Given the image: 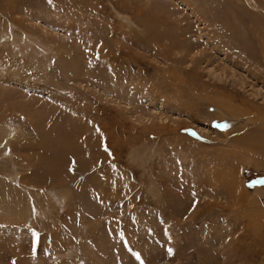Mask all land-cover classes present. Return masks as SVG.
I'll return each mask as SVG.
<instances>
[{"label": "rangeland", "instance_id": "rangeland-1", "mask_svg": "<svg viewBox=\"0 0 264 264\" xmlns=\"http://www.w3.org/2000/svg\"><path fill=\"white\" fill-rule=\"evenodd\" d=\"M261 126L264 0H0V264H264Z\"/></svg>", "mask_w": 264, "mask_h": 264}, {"label": "snow or ice", "instance_id": "snow-or-ice-1", "mask_svg": "<svg viewBox=\"0 0 264 264\" xmlns=\"http://www.w3.org/2000/svg\"><path fill=\"white\" fill-rule=\"evenodd\" d=\"M105 150L107 151V149H105ZM261 183H264V181H261ZM168 251H169V254H171L172 250H171V249H169ZM136 258H137V259H139V258H140L138 254H137Z\"/></svg>", "mask_w": 264, "mask_h": 264}, {"label": "trees", "instance_id": "trees-1", "mask_svg": "<svg viewBox=\"0 0 264 264\" xmlns=\"http://www.w3.org/2000/svg\"><path fill=\"white\" fill-rule=\"evenodd\" d=\"M248 184L250 183V178L249 179H247V181H246Z\"/></svg>", "mask_w": 264, "mask_h": 264}, {"label": "bare ground", "instance_id": "bare-ground-1", "mask_svg": "<svg viewBox=\"0 0 264 264\" xmlns=\"http://www.w3.org/2000/svg\"><path fill=\"white\" fill-rule=\"evenodd\" d=\"M261 128L263 129V131H264V126H261Z\"/></svg>", "mask_w": 264, "mask_h": 264}]
</instances>
